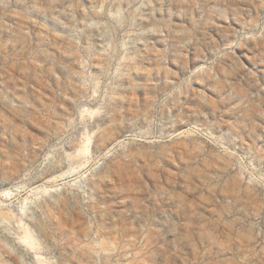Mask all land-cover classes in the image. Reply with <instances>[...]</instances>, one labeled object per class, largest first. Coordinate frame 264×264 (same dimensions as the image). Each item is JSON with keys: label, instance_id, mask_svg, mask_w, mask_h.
<instances>
[{"label": "rangeland", "instance_id": "374dc122", "mask_svg": "<svg viewBox=\"0 0 264 264\" xmlns=\"http://www.w3.org/2000/svg\"><path fill=\"white\" fill-rule=\"evenodd\" d=\"M0 264H264V0H0Z\"/></svg>", "mask_w": 264, "mask_h": 264}]
</instances>
